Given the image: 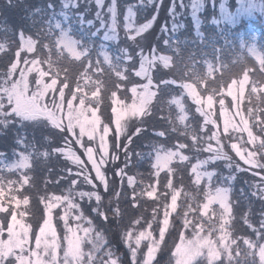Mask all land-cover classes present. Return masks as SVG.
<instances>
[{
  "label": "snow or ice",
  "instance_id": "snow-or-ice-1",
  "mask_svg": "<svg viewBox=\"0 0 264 264\" xmlns=\"http://www.w3.org/2000/svg\"><path fill=\"white\" fill-rule=\"evenodd\" d=\"M60 3L59 11L53 0H48L46 6L37 7L29 13L32 27L37 23L41 25L36 30L38 39L25 37L22 30L20 46L15 53L16 60L10 63L6 73L0 75V136L5 135L10 128L25 129L29 126L33 130L43 126L48 131L41 141L43 151L37 147L35 138L26 141L23 131L14 133L16 144L22 146L23 150L13 148L12 160L9 161L5 153L0 151V264H119L115 253L110 248L106 250L104 233L96 230L92 220L81 211V204L76 201L77 197L81 201L87 198L89 202L94 198L96 206L91 211L105 221L109 220L107 213H111L114 218L122 217L118 200L120 189L115 190L114 201L110 197V204L115 202L117 206L102 209L103 197L94 182L98 181L105 192L112 191L106 170L102 171L101 168L109 162V158L112 162L119 158L118 151L110 152V137L113 135L115 149L123 152L126 161L124 167L116 169L115 176L120 178L122 185L127 178V186L131 189V207L136 208L142 197L159 201L161 196L167 198L170 193V203L164 205L163 226L159 228L160 240L153 238L150 230L152 221H148L147 228L138 233L135 231L134 226L141 223L139 218L132 220L133 227L122 233V239L131 253L132 264H152L160 241L169 227V217L177 212L178 207H185L183 202L178 204L182 197L187 202L183 213V229L191 230V238L186 237L183 230L180 231V243L176 244L172 254L175 264H264V212L261 213L259 227L251 222L249 212L243 215L244 224L256 234L255 240L249 237L234 238L231 231L234 218L231 194L232 183L237 179L236 173L256 169L253 175L259 180L251 185V194L264 201V174L260 171L264 170V54L257 53L254 48L249 49L260 65L259 78L250 76V69L245 67L242 78L232 80L226 91L221 86L219 91L213 88L210 94L204 96L198 88L205 84V78L196 73L185 72L179 81L159 79L158 83L154 82L152 69L158 63H162L165 69L174 64L179 70L181 65L180 60L174 62L171 56L154 54L155 50L151 55L145 54L137 43V37L150 29L156 19V15H152L147 22L138 24V15H143L150 6L158 8L159 3L154 4V0H135L124 4L122 24L118 0H110L107 6L106 0H60ZM93 3L95 12L91 13ZM82 5L84 11H79ZM90 13L92 18H88ZM121 28L126 40L135 44L140 51L130 52L129 47H109V42L119 43ZM101 33V42L97 44L94 38ZM74 35L79 38H74ZM41 38L48 42L40 44ZM7 44V40L0 43V52L6 53ZM44 51L46 56L40 54ZM22 52L36 58L22 57ZM69 57L83 68L74 81L68 68L61 67ZM136 57H139V67H136ZM17 72L19 75H14ZM113 76L115 81L112 80ZM136 77L145 82H136ZM177 84L183 91L179 95H171L166 103L169 107L174 105L177 110L175 120L169 116L168 122L172 125L170 131L179 132V137L173 146L152 142L149 152L135 153L139 158L137 164L144 159L151 160L150 175L157 178L151 184L139 181L144 187L137 191L136 177L128 175L125 169L133 155L129 150L133 136L142 134L143 129L136 127L132 135H127L122 147L121 137L128 132L130 122L142 123L144 118L152 115L158 92L161 97L169 96L175 91L171 85ZM110 88L115 90H111L108 96L111 117L106 123L102 119L106 112L101 107L104 102L101 93ZM204 91L208 89L205 87ZM129 93L130 102L127 99ZM185 93L196 105L195 112L203 117L202 122L193 117L195 123H188L189 108L185 103ZM225 95L232 98L233 111L226 107ZM215 96L220 97L218 103L222 131L217 120L213 119ZM245 101L246 111L243 107ZM110 124L114 125V132ZM209 125L212 127L209 128ZM67 134L71 135V139ZM155 135L166 137L168 130L156 131ZM181 138L190 143L181 142ZM49 141L57 146L44 143ZM72 141L83 149L95 172L94 178L73 149ZM59 142H62V146ZM229 147L247 168L236 163L226 150ZM192 152L196 154L195 163L191 162L193 156L186 154ZM201 153L207 155L201 158ZM56 154L63 157L67 164L76 166V178H71L73 169L67 167L69 175L57 181L70 179L69 187L62 194L48 192L45 188V195L39 198L44 205L43 219L37 222L38 227H34L25 222L29 212L20 210L21 205L25 208L29 205V196L23 195L21 199L15 193L21 192L25 185L32 186L31 177L25 170L32 167L33 156L43 158L46 162ZM217 162H224L228 175L218 172ZM174 165H190L188 172L195 191L174 187L173 175L177 171ZM48 171L51 173L52 169ZM161 172L167 173V184L164 185L167 191L163 193L157 189ZM4 173H19V178L7 179ZM81 177V183L90 185L91 190L77 191L81 188V183H78ZM216 205L219 207L218 214L214 209ZM158 208L157 204L152 209L153 220L156 219ZM57 209L63 212L59 217L63 221L62 238L53 224V211ZM197 212L200 217L207 218L206 223L203 220L196 222L199 219L195 216ZM81 221H86L88 227H83ZM5 232L6 239L3 238ZM238 240H242L246 246L243 256ZM142 241L148 242L147 252L143 260L139 261L138 251ZM86 245L90 246L87 251L84 250Z\"/></svg>",
  "mask_w": 264,
  "mask_h": 264
},
{
  "label": "trees",
  "instance_id": "trees-1",
  "mask_svg": "<svg viewBox=\"0 0 264 264\" xmlns=\"http://www.w3.org/2000/svg\"><path fill=\"white\" fill-rule=\"evenodd\" d=\"M260 1L264 3V0ZM133 2H135V0H118L121 14L123 12V5ZM47 3L48 0H11V3L9 4V0H0V26H2L0 27V40L3 39L4 42L6 40L8 42L6 53L0 52V73L8 68L10 63L14 60L17 48H19L20 46V32L22 30L25 37L32 36L33 39H38L36 30L40 28L41 25L37 23L35 27H32V20L29 18V13L32 12L36 8V6H46ZM53 3L56 6L58 4H61L60 0H53ZM162 5L166 6L167 4L163 2ZM154 8L150 6L143 13V15H138V18L148 19V16L153 12L152 10ZM160 16L163 20L164 13H162V15ZM189 18L190 16L188 14L181 13V11L178 10L174 16V21L177 23V26L172 27V22L167 21V23L163 24V26L162 24L160 26L157 24V28L162 31L161 33L148 34L147 30L145 33L141 34V43L146 41V39L152 42L156 40L157 37H164V35H167L169 37L176 36L178 40H180V43H177L178 45L175 48H172V50H170L169 47L164 50V52H168V54L173 57L174 62L177 60L181 61L179 70L176 66H174V64L170 65L168 69L158 68L159 71H153V78L155 83H158L159 79H176L179 81L185 72L189 74L196 73L197 75L205 78V84L199 87L200 92H203V95H205L210 94L213 88H215L217 91H219V88L221 86L226 89L227 85L231 83L232 80L240 79L243 76V70L245 67L250 69V76H252L253 78H259L260 65L254 62L251 58L242 56V58L236 59L233 56L234 50H232L231 48H224L222 39H220L221 43L219 41L216 43L209 41L212 36L217 35L218 29H215V27H217L216 24H209L207 23L206 19H204V23L196 29L197 34H195V30H192L191 28V22L188 20ZM32 19L38 20L39 17H33ZM252 23L255 25V27H260L259 29L262 31V46L264 50V23L259 22L258 20H254ZM223 26L224 24L221 27ZM237 28L238 27L233 28V30ZM172 30L176 31L177 34ZM47 42L48 41L43 40L42 38L40 39V44ZM124 43H126L125 40L121 38L120 43L117 44V48L120 47V45L125 46ZM161 49L163 50V48ZM40 54L43 56L47 55L46 51L41 52ZM25 55L28 56L29 59L36 58L32 54H26L25 52L21 53L22 57ZM206 56L210 57L214 61L216 67L212 77H208L207 75H205V73H203L201 60ZM85 63H87V61H85ZM61 67L68 68L73 81L75 80V77L79 74V72L83 71V68L79 66V62L73 61L70 58L62 63ZM113 79H115L114 76L112 77V80ZM205 87L208 89L207 92L204 91ZM171 88L175 91H173L169 96L161 97L158 92V98L153 102L152 115L150 117L144 118L142 123L139 121H135L134 127H131V129H129L132 132L130 134H126L123 139H121L122 147L123 143L127 140V135H132V133L135 132L136 127H141L143 129L142 134L133 136L132 143L129 145V150L133 153V155L129 158L127 167L125 169L128 175H133L136 177L137 191L142 190L144 187V185L140 184L139 181L143 180L144 184H151L157 178L150 175L152 169L150 167L151 164L149 159H144L137 164L139 158L135 156V153H147L151 148L150 144L152 142H159L168 146H173L176 143L177 138L179 137V132L173 133L170 131L172 125L169 124L168 117L170 116L173 120H175V111L172 106L169 107L167 105L166 101L170 98L171 95H179L180 92L183 91V89L179 88V84L171 85ZM111 90L115 89L110 88L109 91L101 93L104 101L101 107L106 112V115L102 116V119H104L106 123L110 121L111 117V109L109 107L111 106V102L110 99H108ZM184 98L185 103L189 108L188 123H195L193 117H195L199 122H202V118H200V116L195 112V104L192 103V101L186 96H184ZM214 98L219 100L220 97L215 96ZM127 99H129L128 96ZM243 107L246 111L247 101H245ZM159 130H168V135H166V137H157L155 135V132ZM17 131L24 132L26 141H31L33 140V138H35L37 147L40 148L41 151L44 150V148L41 147V141L43 140V135L48 134L47 129L43 126H39L35 130H33L29 126L25 129L10 128L6 130V134L0 136V151L4 152L5 154H9L10 147L15 146L16 136L14 133ZM181 142L190 143L189 140L184 138H181ZM44 143H51L52 146H57L56 143H52L51 141ZM59 143L62 144V142ZM7 147L9 149H6ZM114 151L119 152V158L115 162L110 161L112 177L113 175H115V171L117 168L124 167L126 164L123 152H120L115 148ZM186 154H190L191 156H193L191 162L195 163L194 157L196 154L194 152ZM206 155L207 153H201L200 157L203 158ZM31 164L32 167L29 169L27 175L31 177L30 183L32 186L30 187L28 185H25L24 189L16 194L20 198H23V195L29 196V205L27 206V208L23 206V209H25L26 211L32 210L34 214L39 210L40 214L42 215V209L44 205L40 203V196L45 195V188H47L48 192H55L56 194H61L64 189H67L70 185V179L63 180L59 183H57V181L61 177H67V173L65 171L67 167L70 166L64 161L63 157L59 156V154H56L54 157L49 158L46 162L43 160V158H37L34 156ZM174 167L177 168V171L173 175L174 187L183 188L184 191H195L194 186L191 185V176L188 172V168L190 167V165H174ZM216 167L218 172L224 175L229 174V171L224 167L223 162H217ZM48 169H52L51 173H49ZM236 175L237 179L232 183L233 191L231 194V199L232 201H234V218L231 222V231L234 238L249 237L255 240L256 234L251 229H249L246 224H244L243 215L245 212H249V218L251 222L255 226L259 227V221L262 218L261 213L264 212V201H261L258 197H253L251 194L253 191L251 185L258 180V177L254 176L250 171L244 173H236ZM71 178H76L75 173L72 174ZM46 181H51L52 183L46 184ZM81 181L82 178L80 181H78V183H81ZM159 181L160 183L157 185V189L160 192L163 186L167 184L166 172H161ZM82 188L83 184L81 183V188L77 189V191L81 190ZM110 188L112 189V191L110 193H107L111 195L110 197L113 198V201L115 200V190L120 189L121 191V195L118 200L122 217L119 219L114 218L111 213H107V215L109 216V220L105 221L96 213H93L91 209L92 207H95L94 200L89 202L87 198H85L83 201H81L79 197H77L76 201L81 204V211L84 212L89 220H92L96 230L102 231L104 233L107 241L106 250L110 248L115 253V256L119 258V264H132L131 253L122 239V233L126 232L129 227H133L131 224L132 220L139 218L141 220V223L134 226L135 231L138 233L140 230L147 228L148 221H152L151 231L153 232V238L156 240H160L158 231L162 226L161 218L163 216L165 202L169 203V200L164 201L160 199L159 201H152L145 196L140 198L138 201V206L136 208H133L131 207V189L128 188L126 183H123V185L118 184L114 187L112 185ZM241 189H243V195L241 194ZM104 202L105 201H103L101 205L102 209H104ZM182 202L186 207L187 202L183 200V197L181 198V200H178V204ZM200 202H202V197L200 198ZM157 204L159 205V208L156 213V219L153 220L152 209L154 207H157ZM116 206L117 204L114 202V206L111 207L115 208ZM185 207H178L177 212L172 213V215L169 217V227L165 232L164 239L160 241V247L157 249L152 264H172V254L175 248V243L180 237V231L183 230L185 236L191 235L190 229H183V213ZM57 210L60 211V209ZM59 216L55 219L53 218V222L56 225L57 229L60 232H63V223L62 220H59ZM195 216L199 218L196 219V222H200L201 220H203L206 223V219H202L199 212H197ZM29 218L34 220L35 217L30 216ZM147 244L148 242L144 241L140 246V249L138 251L139 261L143 260L144 254L146 252L145 250H147ZM238 244L241 246V256H243V241L238 240Z\"/></svg>",
  "mask_w": 264,
  "mask_h": 264
},
{
  "label": "rangeland",
  "instance_id": "rangeland-1",
  "mask_svg": "<svg viewBox=\"0 0 264 264\" xmlns=\"http://www.w3.org/2000/svg\"><path fill=\"white\" fill-rule=\"evenodd\" d=\"M163 2L166 3L167 5L163 6L162 5ZM107 3H110V0H106L105 6H107ZM155 3H159V6H158V8L157 7L154 8V6H152L154 8L152 10L153 12L148 16V19H151L152 15H156V19H155V21H153L152 27L150 29H148V34L161 33L162 31L157 28V24L159 26L162 24V26H163V24L167 23V21L172 22L171 23L172 27L177 26V23L174 21V16H175V13L178 10H180L181 13H186L190 16V18L188 20L191 22V28H192V30L193 29L195 30V34H197L196 29L201 24H203L204 19H206L207 23L212 24V25L216 24L217 27H215V29H218L217 35L212 36L209 39V41H212L213 43L214 42L216 43L219 41L221 43L220 39H222L224 48H231L232 50H234L233 56L236 59H240V58H242V56H247L248 58H251L257 64H259L258 61L256 60V57L253 56L249 52V49L254 48L257 51V53L264 54V50H263V46H262V43H263L262 31L259 29L260 27L257 28L252 23L254 20H258L259 22L264 23V3H262L260 0H234V1L233 0H154V4ZM42 6L43 5H41L40 7H42ZM37 7H39V6H36V8ZM56 8H57V11H59L61 8V4H58L56 6ZM78 10L84 11V6L82 5ZM94 12H95V4L93 3L91 5V13H94ZM91 13L88 15V18H92ZM162 13H164V19L163 20H162V17L160 16V15H162ZM119 19H120L121 24H122V22H123V15L122 14L120 15ZM148 19L137 18V23L138 24L139 23H145V22H147ZM96 23L98 26V22H96ZM223 24H224V26L221 27ZM73 27L75 28L77 26L73 25ZM236 27H238V28L233 30V28H236ZM172 31L174 33H176V31H174V30H172ZM101 36H102V34H100L99 36L94 38V40L97 41V44H99L101 42L100 41ZM125 37L126 36L123 32V29L121 28L120 29V39L123 38L126 43H124L125 46L120 45V47H129L130 52L141 50L140 48L136 47V45L133 44L131 41H127ZM53 38L55 39V37H53ZM74 38L78 39L79 37L74 35ZM0 43H5V42L2 39V40H0ZM119 43H120V41H119ZM137 43L143 48V51L145 52V54L151 55V54H153V50H155L154 54H156L158 56H164V55L171 56L170 54H168V52H164V50H166L168 47L170 50H172V48H175L178 45L177 43H180V40H178V38L176 36L169 37L167 35H164V37H157V39L152 41V42L146 39V41H144L142 43L140 42V37H137ZM152 46H153V49H152ZM215 46H217V45H215ZM109 47L110 48L117 47V44H113L112 42H109ZM161 48H163V50ZM149 49H151V50H149ZM26 54H29V53H26ZM15 60H16V55H15L13 61H15ZM136 60H137L136 67H139V57H136ZM201 61H202L203 73H205V75H207L208 77H212V75L214 74V70L216 69L214 61L208 56H206ZM21 64H22V60H21ZM158 68H164L163 64L158 63V65L152 69V73H153V71H155V72L159 71ZM6 71H7V68L5 70H3L0 73V75H3L4 73H6ZM209 72H211V75H209ZM14 75L18 76L19 73L17 72ZM93 78L95 79V77H93ZM115 79H113V81H115ZM135 81L138 83L145 82L138 77L135 78ZM226 89H225V91H226ZM198 90H199V88H198ZM201 93L203 95V92H201ZM207 95L208 94H205L204 96H207ZM184 96L187 97V94L185 93ZM128 98H129L128 102H130V100H131V94L130 93L128 95ZM170 98H171V96H170ZM223 98L225 99V104H226V107H228L229 111H233V109L231 108L232 98L227 96V95H225ZM192 103H194V102H192ZM109 107L111 109V106H109ZM172 107L174 108L175 118H176L177 110L175 109L174 105ZM194 107L196 108V105ZM213 107L215 109V114L213 116V119L217 120V123L220 125L221 131H222V121L219 117L220 108H219L218 99H216V98H214ZM197 114L199 115V113H197ZM200 118H202V120H203V117L200 116ZM110 127L113 128V132H114V126H110ZM131 127H134V122H130L129 129H131ZM208 127L211 128L212 126L209 125ZM129 129H128V132L126 134H130L132 132ZM67 135H69V139H71V135L70 134H67ZM124 136H122L121 139H123ZM84 139L87 140V137H85ZM244 139L245 140L247 139L246 134L244 135ZM165 146H168V145H165ZM245 146L248 148H251L250 145H245ZM72 147L77 152V154L80 155L81 159L85 163V166L89 170V174L94 178L95 172L92 171V166L88 162L87 156L84 155L83 149H81L78 145H76L75 141H72ZM96 147H97V151H98V143H97ZM13 148H17L18 151L23 150V147L18 146L15 142V146L10 147L9 154H5L8 157L9 161L12 160V158H13V152H12ZM114 148H115V140H114V135H113L110 137V152L114 151ZM6 149H9V148L7 147ZM150 150H151V148H150ZM226 150L233 157V159L236 161V163H239L241 165L242 168L248 167L247 165L244 164L243 161H241L239 159V157H237L235 155V152L232 151L230 149V147L227 148ZM52 157H54V156H52ZM33 159H34V156H33ZM110 161H111V159L109 158V162L106 163L105 165H103L101 170L102 171L106 170V176L109 179L110 187L112 185L114 187L118 184H121V181H120V178H117V176H115V175H113V177H112V174H111L112 169H111ZM149 161L151 164V160H149ZM31 163H32V161H31ZM223 164H224V162H223ZM69 166L72 167V169L74 168L73 173H75L77 171L75 165H69ZM25 171H26V174H28L29 169L25 170ZM253 171H256V169H253L250 172L253 174ZM260 171L262 174H264V170H260ZM65 172L67 173V171H65ZM4 175L6 176L7 179L16 180L19 178V173H12V174L4 173ZM68 175L69 174L67 173V176ZM258 180H259V177H258ZM257 181H255V182H257ZM94 182L98 186L97 190L102 194V197L104 198V200H103V201H105L104 202V209H107L108 208L107 206H114V202H112L110 204V196L111 195H109L107 192H105L103 186L100 185L98 181L94 180ZM124 183L127 184L126 178L124 179ZM82 190L89 191V190H91V187L89 185L83 184ZM166 191H167V189L163 186V188L160 192L163 193ZM169 196H170V193L167 196V198H165L164 196H161L160 199H162L164 201L169 200V203H170V197ZM93 200H94V198H93ZM166 203L167 202H165V204ZM95 206H96V202H95ZM43 209H44V206H43ZM43 209H42V215L40 214L39 210L35 214L32 210H27L29 212V216H28V220H27V217L25 218V222L33 224L34 227H38L37 222H42V219H43ZM214 209L217 211V214H218L219 213L218 205L214 206ZM20 210L21 211L25 210V209H23V205H21ZM62 214H63L62 210H60V211L54 210L53 211L54 219L57 218L59 215H62ZM209 215H211V212H209ZM30 216L35 217L34 220L29 218ZM163 218L164 217L162 216L161 222H162ZM202 219L207 220L206 217H202ZM213 219L215 220L216 217H213ZM70 222H71V218H70ZM62 223H63V221H62ZM80 223L82 224L83 227H88V224L86 223V221H81ZM53 224H54V222H53ZM190 232H191V230H190ZM57 233L61 238L63 237L64 232H60L57 229ZM156 236H157V232H156ZM186 237L191 238V235L186 236ZM3 238L4 239L7 238L6 232L4 233ZM33 240H34V237H33ZM143 242L144 241H142V243ZM178 243H180V237L176 241L175 246ZM89 247L90 246L86 245L84 250L87 251ZM244 247H246V246H244ZM145 251L147 252V250H145ZM174 251H175V248H174L173 252ZM172 264H175L174 258H173Z\"/></svg>",
  "mask_w": 264,
  "mask_h": 264
}]
</instances>
